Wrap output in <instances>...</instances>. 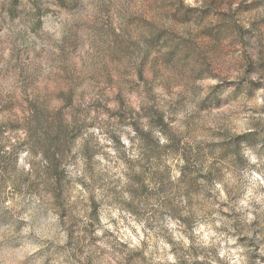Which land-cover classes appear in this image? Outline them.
I'll use <instances>...</instances> for the list:
<instances>
[{"label": "clouds", "instance_id": "1", "mask_svg": "<svg viewBox=\"0 0 264 264\" xmlns=\"http://www.w3.org/2000/svg\"><path fill=\"white\" fill-rule=\"evenodd\" d=\"M0 126V264H264V0H0Z\"/></svg>", "mask_w": 264, "mask_h": 264}, {"label": "rangeland", "instance_id": "2", "mask_svg": "<svg viewBox=\"0 0 264 264\" xmlns=\"http://www.w3.org/2000/svg\"><path fill=\"white\" fill-rule=\"evenodd\" d=\"M75 99V97H73V100ZM71 102V101H70ZM25 103H27V101H25ZM54 103H59V97H57V99L54 101ZM22 109H17V114L18 115H22ZM57 111H63V107L61 106L60 108L57 109ZM40 118H45L44 117V114L40 113L39 114ZM9 129H11V131H19L21 130L20 126L18 123H11L7 126ZM6 129L3 127V126H0V136H3V132L5 131ZM66 134L63 132V130H60L57 134V136L55 137H52L49 141V143L51 145H56L58 143V141L60 140V138L62 136H65ZM56 175H59V173H54Z\"/></svg>", "mask_w": 264, "mask_h": 264}]
</instances>
